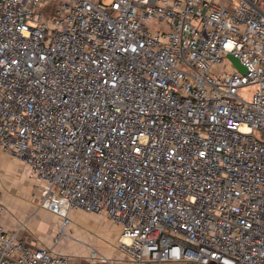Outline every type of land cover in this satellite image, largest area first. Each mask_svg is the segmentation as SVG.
I'll use <instances>...</instances> for the list:
<instances>
[{
	"label": "built area",
	"instance_id": "2783aa9c",
	"mask_svg": "<svg viewBox=\"0 0 264 264\" xmlns=\"http://www.w3.org/2000/svg\"><path fill=\"white\" fill-rule=\"evenodd\" d=\"M50 1L0 0V151L60 234L82 210L120 227L125 264H264L258 0ZM0 264L75 263L0 219Z\"/></svg>",
	"mask_w": 264,
	"mask_h": 264
},
{
	"label": "crops",
	"instance_id": "0c3cea01",
	"mask_svg": "<svg viewBox=\"0 0 264 264\" xmlns=\"http://www.w3.org/2000/svg\"><path fill=\"white\" fill-rule=\"evenodd\" d=\"M59 3L60 0H51L42 9L49 14ZM258 3L264 11V0H258ZM39 195V182L25 174L24 162L0 151V205L4 207L0 219L6 231L15 233L31 247L46 245L63 251L72 257L75 264H125V253L118 247L121 229L116 223L83 224L87 225L86 228H93V233L80 225H69L65 233L60 234L59 215L41 207ZM70 214L74 216L78 212L71 210ZM103 225L112 230L110 236L101 228ZM94 250L96 256H92Z\"/></svg>",
	"mask_w": 264,
	"mask_h": 264
},
{
	"label": "rangeland",
	"instance_id": "374dc122",
	"mask_svg": "<svg viewBox=\"0 0 264 264\" xmlns=\"http://www.w3.org/2000/svg\"><path fill=\"white\" fill-rule=\"evenodd\" d=\"M111 1L112 0H106L105 2L106 3H111ZM44 14H47L46 12H44ZM148 24H150V25H154V26H159V27H161V26H163V24H153V23H151L150 21H148L147 22ZM153 26V27H154ZM254 88H255V86L254 85H247V86H244V87H242L241 89H240V93L246 98V99H249L251 96V92L254 90ZM35 196L37 197V194H35ZM77 212H78V215L76 214V215H72L71 216V214L69 213V217H70V219H71V223L69 224L70 225V227H74V225H80V226H82V228H84V230L85 231H89V232H91V233H93V230H91V229H93V228H86V226L87 225H84L83 226V224H85V223H90V225L89 226H92V225H94V224H96V223H102V222H105V221H110V222H113V223H115L110 217H108L107 215H105V214H98V213H87V212H84V211H82V210H77ZM101 228H103V231L104 232H106V233H108V235L110 236L111 235V232H112V230L106 225V226H104L103 225V227H101ZM111 231V232H110ZM71 235V234H70ZM108 240V239H107ZM81 241H83V239L81 240ZM104 241V240H103ZM68 243L69 244H71V241L69 242L68 241ZM76 244V243H75ZM77 244H81V243H79L78 241H77ZM83 244V243H82ZM84 245V244H83Z\"/></svg>",
	"mask_w": 264,
	"mask_h": 264
},
{
	"label": "water",
	"instance_id": "95a60500",
	"mask_svg": "<svg viewBox=\"0 0 264 264\" xmlns=\"http://www.w3.org/2000/svg\"><path fill=\"white\" fill-rule=\"evenodd\" d=\"M229 58L236 64V66L240 69V71L246 72V68L241 64V62L237 57L229 54Z\"/></svg>",
	"mask_w": 264,
	"mask_h": 264
}]
</instances>
